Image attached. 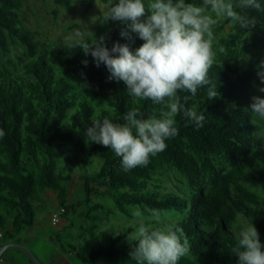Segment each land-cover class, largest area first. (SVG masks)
Masks as SVG:
<instances>
[{
    "label": "trees",
    "instance_id": "1",
    "mask_svg": "<svg viewBox=\"0 0 264 264\" xmlns=\"http://www.w3.org/2000/svg\"><path fill=\"white\" fill-rule=\"evenodd\" d=\"M39 1L48 6L54 21L60 9L71 11L76 2L85 10L95 1L110 2ZM186 2L200 5L202 0ZM258 2L260 10H246L256 20L251 32L227 19L214 26L216 56L208 77L217 97L208 99V86L199 87L194 96L187 90L177 92L185 107L195 106L205 116L203 126L180 112L175 117L178 134L166 139L165 150L150 155L146 166L125 171L111 148L87 143L86 128L92 119L105 116L124 123L131 108L143 119L159 117L167 98L153 103L130 96L123 81L108 79L103 63L97 67L90 53L71 48L80 37L40 46L27 25L26 0H0V129L5 133L0 137V247L20 243V233L35 223L48 192H53L57 210L50 219L54 214L58 222L63 219L64 232L85 231L86 225L96 231L105 211L133 218L134 208L152 227H181L190 252L178 264H237L232 248L243 226L241 216L254 224L264 243V120L250 110L252 96L260 95L256 66L264 59V0ZM67 29L81 30L82 25L73 23ZM122 30L130 31L128 22L104 23L102 15L83 41L95 43L104 36L107 47L119 42L132 51L144 43L134 32L130 39L122 37ZM220 46L225 52H219ZM93 158L101 160L97 169H91ZM72 160L83 190L73 201L67 187L73 168H59L60 162ZM151 209L160 211L159 223L151 218ZM135 226L102 231L96 245L83 249L70 241L67 248L60 247L85 264H136L129 256L135 242L127 239ZM11 250L1 253L0 264H21Z\"/></svg>",
    "mask_w": 264,
    "mask_h": 264
},
{
    "label": "clouds",
    "instance_id": "2",
    "mask_svg": "<svg viewBox=\"0 0 264 264\" xmlns=\"http://www.w3.org/2000/svg\"><path fill=\"white\" fill-rule=\"evenodd\" d=\"M251 9H261L258 0H202L200 5L186 0H148L147 5L144 0L116 3L110 0L103 22H128L130 31L122 30L121 36L130 39V33L134 32L144 43L135 51L119 42L109 48L104 36L95 43H87L83 41V34L77 33L80 39L72 43L71 48L79 46L85 55L90 53L97 67L103 63L110 72L108 79L123 81L130 96L150 99L153 103H164L167 98V102L159 117L143 119L138 109L131 108L123 117L124 123H114L107 116L102 120L92 119L86 128L87 143L111 148L121 157L123 169L129 171L146 166L150 155L165 150L166 139L178 134L175 117L180 112L197 127H202L205 116L195 106L185 107L177 92L187 90L194 96L199 87L208 86V99L217 97V87L208 77L216 56L214 26L227 19L242 31L251 32L256 26L255 18L246 14V10ZM218 50L225 52L223 46ZM256 74L261 82L257 90L264 93V59L256 66ZM251 99V112L264 120V96L254 95ZM4 135L0 129V137ZM149 211L151 218L159 223L160 211ZM132 216L138 226L127 239L135 242L129 256L136 264H178L190 252L189 241L181 227L173 224L152 227L145 222L139 208L133 209ZM232 253L237 257V264H264V243L253 223L239 229Z\"/></svg>",
    "mask_w": 264,
    "mask_h": 264
},
{
    "label": "rangeland",
    "instance_id": "3",
    "mask_svg": "<svg viewBox=\"0 0 264 264\" xmlns=\"http://www.w3.org/2000/svg\"><path fill=\"white\" fill-rule=\"evenodd\" d=\"M107 5L95 1L92 7L85 10L81 2H76L71 11L60 9L58 18L54 21L48 6H43L39 0H26L27 25L34 30L40 46L59 44L79 38L76 35L77 33H82L83 37L88 35L95 23L107 10ZM73 23L81 24L82 29H67V26ZM259 94L264 96V93L259 92ZM73 153L79 158L83 156L77 150H74ZM74 162L72 160L68 163H59V168L64 172L69 167L73 168L72 180L67 183L69 199L71 201L83 195V190L78 179L79 171ZM100 163V159L93 158L91 160V169H97ZM43 201V206L37 211L35 223L20 233L19 244L22 247L19 245L8 247L9 249L14 248L11 252L14 251L13 253L18 256L21 264H31L27 258V256L29 257V251L36 255L43 264H85L83 260L75 257V254L63 252L60 246L63 245L67 248L66 242L70 241L74 242L77 248L83 249L89 245H96L95 241L101 239L102 235L100 236V234L102 231L113 229L120 232L127 226H135L137 223L136 218H127L122 213L112 209L103 213V220L96 231H92L91 226L86 225L84 227L85 231L75 228L70 232H64L62 231L64 225L63 219H60L58 223H52L50 219L51 214L57 211L53 192L43 195ZM239 221L243 226L250 224L242 216ZM68 233H70L69 236H67Z\"/></svg>",
    "mask_w": 264,
    "mask_h": 264
},
{
    "label": "water",
    "instance_id": "4",
    "mask_svg": "<svg viewBox=\"0 0 264 264\" xmlns=\"http://www.w3.org/2000/svg\"><path fill=\"white\" fill-rule=\"evenodd\" d=\"M16 245H19L20 247H22V245L19 244V243H8V244H4V245H2V246L0 247V255H1V253H2L5 249H7L8 247L16 246ZM28 253H29V257H30L31 261H32L34 264H43V263L41 262V260H39V258H38L36 255H34L32 252L29 251Z\"/></svg>",
    "mask_w": 264,
    "mask_h": 264
},
{
    "label": "built area",
    "instance_id": "5",
    "mask_svg": "<svg viewBox=\"0 0 264 264\" xmlns=\"http://www.w3.org/2000/svg\"><path fill=\"white\" fill-rule=\"evenodd\" d=\"M51 220H52V223H56V222H58L59 217H58L56 214H54V215L52 216Z\"/></svg>",
    "mask_w": 264,
    "mask_h": 264
}]
</instances>
